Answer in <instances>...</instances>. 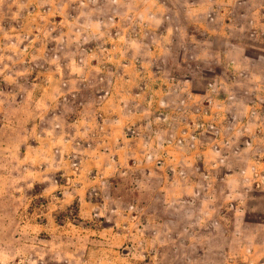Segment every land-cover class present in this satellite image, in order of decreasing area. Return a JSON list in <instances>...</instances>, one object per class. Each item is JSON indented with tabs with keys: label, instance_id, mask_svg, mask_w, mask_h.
Here are the masks:
<instances>
[{
	"label": "rangeland",
	"instance_id": "obj_1",
	"mask_svg": "<svg viewBox=\"0 0 264 264\" xmlns=\"http://www.w3.org/2000/svg\"><path fill=\"white\" fill-rule=\"evenodd\" d=\"M22 5L0 0V264H264V0ZM118 65L142 72L128 86L155 94L173 172L91 185L88 165L31 184L25 159L5 151L3 125L29 114L12 104L41 87L49 102L59 86L115 90L121 79L102 75ZM85 93L65 97H94ZM204 199L222 216L216 249L201 246Z\"/></svg>",
	"mask_w": 264,
	"mask_h": 264
},
{
	"label": "crops",
	"instance_id": "obj_2",
	"mask_svg": "<svg viewBox=\"0 0 264 264\" xmlns=\"http://www.w3.org/2000/svg\"><path fill=\"white\" fill-rule=\"evenodd\" d=\"M22 1V6H25L27 0ZM116 57L120 61L119 64L124 63V57ZM132 57V61H136L138 56L134 54ZM118 66L116 70L102 75L110 78L108 73H111L112 80L121 79L119 84L123 85H116L115 90L113 86H107L106 91L96 93L89 87L59 86L54 88L57 97L53 102H49L46 95L52 89L41 87L35 90L37 93L31 92V95L30 92L27 95V90H24L16 105L12 104L15 110L26 111L29 114L24 119L13 118L3 125L6 128L5 142L8 145L5 151L19 154L21 159H25L24 163H27V166L24 165L20 172L29 176L31 184L39 181L53 183L55 175L62 174L60 172L62 169H66L64 175H81L82 166L88 165L96 167L88 172L92 177L91 185L97 183L99 179L103 183L109 182L108 178L112 175L121 176L134 170L149 177L160 172L166 175L173 172L172 169L175 167H170V164L177 159L173 147H165L162 144L164 141L156 137L155 131L162 124H159L155 117L157 107L150 99L153 97L155 101V94L150 92L151 88L149 92L143 93L135 86H128L130 82L135 83L134 80L140 78L142 72H129ZM56 74L53 72L51 77H56ZM78 75L88 76L82 73ZM83 91L94 97L87 98L86 102L80 104L72 101L71 97L70 100L65 97L66 95L77 97ZM154 93L157 91L154 90ZM146 95L149 96L147 99ZM28 98H31L30 101ZM167 105L171 106L168 102ZM166 124L171 123L166 121ZM171 125L174 126V123ZM162 156H165L167 164L163 163L164 165L158 168L154 158ZM180 157L185 160L194 158L192 153H183ZM133 159L137 160L138 165L130 168ZM230 185L228 189L233 192L234 184ZM201 202V206L204 207L199 217L203 240L201 246L202 249H216V243L211 240L222 238L215 226L221 222L222 216L217 213L214 200L204 199ZM231 236L230 234L229 237Z\"/></svg>",
	"mask_w": 264,
	"mask_h": 264
}]
</instances>
